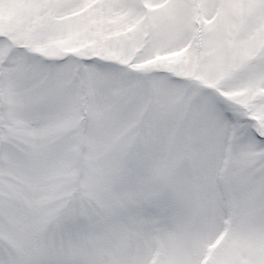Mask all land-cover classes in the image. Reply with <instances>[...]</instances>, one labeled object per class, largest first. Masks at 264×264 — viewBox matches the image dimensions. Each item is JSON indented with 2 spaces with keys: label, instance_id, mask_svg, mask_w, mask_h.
<instances>
[{
  "label": "snow or ice",
  "instance_id": "6c2138e0",
  "mask_svg": "<svg viewBox=\"0 0 264 264\" xmlns=\"http://www.w3.org/2000/svg\"><path fill=\"white\" fill-rule=\"evenodd\" d=\"M0 264H264V0H0Z\"/></svg>",
  "mask_w": 264,
  "mask_h": 264
}]
</instances>
